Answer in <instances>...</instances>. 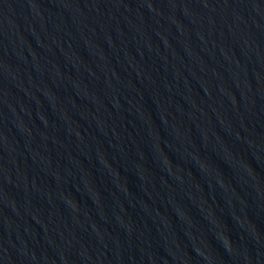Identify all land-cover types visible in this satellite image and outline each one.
<instances>
[{
    "label": "water",
    "instance_id": "obj_1",
    "mask_svg": "<svg viewBox=\"0 0 264 264\" xmlns=\"http://www.w3.org/2000/svg\"><path fill=\"white\" fill-rule=\"evenodd\" d=\"M0 264H264V0H0Z\"/></svg>",
    "mask_w": 264,
    "mask_h": 264
}]
</instances>
